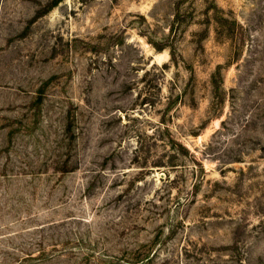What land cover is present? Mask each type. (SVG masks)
<instances>
[{
    "label": "rangeland",
    "instance_id": "1",
    "mask_svg": "<svg viewBox=\"0 0 264 264\" xmlns=\"http://www.w3.org/2000/svg\"><path fill=\"white\" fill-rule=\"evenodd\" d=\"M0 264H264V0H0Z\"/></svg>",
    "mask_w": 264,
    "mask_h": 264
},
{
    "label": "trees",
    "instance_id": "2",
    "mask_svg": "<svg viewBox=\"0 0 264 264\" xmlns=\"http://www.w3.org/2000/svg\"><path fill=\"white\" fill-rule=\"evenodd\" d=\"M54 4H55V2H54Z\"/></svg>",
    "mask_w": 264,
    "mask_h": 264
}]
</instances>
